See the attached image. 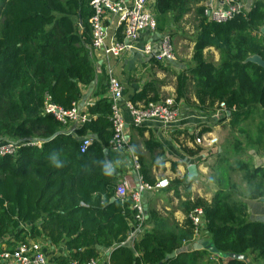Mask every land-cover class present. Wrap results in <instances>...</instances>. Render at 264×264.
Returning a JSON list of instances; mask_svg holds the SVG:
<instances>
[{
	"label": "trees",
	"instance_id": "obj_1",
	"mask_svg": "<svg viewBox=\"0 0 264 264\" xmlns=\"http://www.w3.org/2000/svg\"><path fill=\"white\" fill-rule=\"evenodd\" d=\"M152 1L149 8L160 35L165 17L180 31L184 19L195 13L192 65L175 72L164 64L167 61L143 54L151 66L150 78L129 98L133 107L147 108L162 101L166 98L162 88L173 83L175 106L184 103L199 111L226 112L234 127L250 113L264 109V68L245 62L254 54L264 60V35L260 32L264 0H256L248 11L241 8L224 22L206 17L207 0ZM90 2L0 0V138L43 140L61 132L42 142L40 148L21 145L15 155L0 157V238L12 234L16 242L27 237H46L53 245L64 241L70 252L57 256L53 264L95 260L99 247L112 249L110 264H203L205 251L182 252L163 261L165 255L193 239L195 227L189 215L200 208L204 230L219 251V259L230 253H249L255 261H264V223L246 218L244 204L225 189L229 181L222 183L221 178L210 201L199 197L183 201L187 216L179 227L150 210L152 229L133 249L123 244L130 222L135 223V211L128 200L115 197L117 178L112 164L118 153L109 143L114 130L105 67L99 87L104 97L87 107L90 117L74 128L75 137L43 112L46 97L69 110L81 97V89L95 79L97 63L89 22L94 10ZM114 37L122 41V26L116 28ZM208 47L218 51V63L205 58ZM154 72L165 77L157 78ZM130 130L142 138V148L132 137L128 141L138 159L141 179L153 185L156 179L150 164L162 165L163 161L157 160L163 153L162 145L152 136L143 138L149 132L145 127L131 124ZM199 136L200 132L190 140ZM82 137L91 138L84 152L80 151ZM220 162L226 160L220 158ZM237 168L244 172L249 198L264 197V168L244 163ZM228 169L232 167L228 165ZM183 186L187 189L177 178L169 185L175 193ZM25 223L34 225L26 230L21 227ZM225 264L252 263L229 259Z\"/></svg>",
	"mask_w": 264,
	"mask_h": 264
},
{
	"label": "crops",
	"instance_id": "obj_2",
	"mask_svg": "<svg viewBox=\"0 0 264 264\" xmlns=\"http://www.w3.org/2000/svg\"><path fill=\"white\" fill-rule=\"evenodd\" d=\"M125 1L128 2L130 0ZM255 1L240 0L242 9L245 11L250 10ZM208 4H211L214 9H224L227 6L225 0H207L206 5ZM150 5H153V1H151ZM115 21L116 18L112 16H109L105 21L107 34L110 37L114 36L117 28ZM261 29L260 32L264 35ZM162 34L171 35V39L177 50L174 59L164 64L170 66L175 72L192 65L193 37L185 38L181 36L180 31L172 24L170 17H165V29ZM158 36L160 34L156 33L154 36L156 38L151 40V35L145 32L141 34L140 39L136 42L135 50L124 53L120 57L110 59L109 62L113 66L116 76L124 86V96L121 101L122 106L124 105V101H128L131 95L140 90L144 82L150 78L151 66L147 63L148 58L141 51L149 40H151L150 42L157 49ZM181 46H184L186 49L184 55H180ZM93 55L97 63L95 79L81 89V97L76 101L78 110L81 113L87 114V107L99 98L104 97L102 93H99V87L103 78V68L106 67V61L100 52H94ZM204 55L206 59L209 57L210 61L215 64L219 61V53L213 47L206 48ZM154 73L157 78L163 79L165 77L161 72ZM130 79H134V81L130 82ZM173 93V83L162 88V94L165 97H172ZM178 108L179 117L173 125L164 126L159 121L149 120L140 125V127H145L149 131L144 133L143 138L148 139L149 136H152L155 141L162 145L163 153L157 158L158 161H163L162 165L156 166V164L151 165L149 163L154 178L158 180L167 177L170 181L175 178L182 179L187 189L184 186L178 187L175 193L173 188L167 187L158 191H146L143 193L144 229L142 233H139L135 230L136 227L133 222H130V230L126 241L123 243L130 249L134 248V243L146 231L152 229L153 225L149 220L150 210L157 211L161 214V217L168 219L169 223H174V226L179 227L187 216L183 210V201H187L188 199L193 200L196 197L210 201L214 193L219 189L218 178H221L222 183L224 181L227 182V180L229 181L230 186H226L225 189L231 192L233 198L244 204L248 220L264 223V197L249 198L248 185L243 178L244 172L237 168L239 163H244L252 168H264V109L255 110L242 118L238 126L234 127L230 124V119L226 112L199 111L184 103H180ZM122 117L125 123V136L128 137V141L132 137L133 141L142 148V138L134 130H130V125L132 124L131 117L123 107ZM249 124L250 126H247ZM74 128V123L69 122L64 126V131L75 137ZM176 132L179 134L175 135ZM198 132L201 133V137L216 138L217 144L208 147L196 143L195 138L190 140V136H194ZM128 141L127 145L118 152V157L112 164V171L117 178V183L122 179H128L131 183L137 182L136 171L133 165L134 153ZM41 143L37 145L38 148L41 147ZM220 158L226 160V162H220ZM145 163L148 165L147 160H145ZM190 163L194 164L197 170L196 175L191 178H189L187 170ZM228 165L232 169H228ZM115 197H117L116 194ZM31 225H34V223H25L21 227L27 230ZM204 227L205 220H203V225L198 232L194 230L195 235L193 239L188 243H183L180 248L175 250V252L181 250L176 255L182 252L205 251L206 255L202 260L203 264H225L230 259L228 255L219 259V255L207 250L206 244L210 243L211 246L213 244L210 235L204 230ZM14 239L12 234L1 237L0 252L9 250L12 246L14 247L16 243ZM26 240L40 245L41 250L47 256L48 264H53V260L57 256H66L70 252V249L65 246L64 241L58 245H53L46 237L34 239L27 237ZM199 244L201 245L200 248H198ZM98 250L99 256L95 259L97 261L96 264H110L109 256L112 249L99 247ZM243 255L245 256L244 259L252 264H264V261H255L249 253ZM0 264H6V262L0 260Z\"/></svg>",
	"mask_w": 264,
	"mask_h": 264
},
{
	"label": "built area",
	"instance_id": "obj_3",
	"mask_svg": "<svg viewBox=\"0 0 264 264\" xmlns=\"http://www.w3.org/2000/svg\"><path fill=\"white\" fill-rule=\"evenodd\" d=\"M152 0H91L90 5L94 10L93 16L89 22L92 28V50L100 52L106 61L105 70L108 75V95L111 100V121L114 130L113 137L110 140V148L118 153L127 145L125 140V123L122 117V107L125 108L130 117L131 122L135 126H140L146 121L156 120L164 126H170L177 122L179 117V108L175 106L172 97H166L162 101L149 104L147 108H135L129 101L123 99V84L115 76L113 66L110 59L120 57L122 54L132 52L136 49V42L140 39L141 34L147 32L151 35V40L155 39L156 22L149 3ZM226 7L224 9H214L211 4L206 5L205 15L208 19L216 22H224L239 11L241 7L240 0H225ZM109 16L116 18L117 27L123 28V39L117 41L115 37L107 34L105 21ZM158 48L156 49L151 40H149L142 48L141 53L147 56H153L158 61H172L174 59L173 44L167 34L160 35ZM221 107L224 105L221 104ZM45 114H51L56 120L63 125L71 122L75 127L81 125L90 116L87 113H81L78 110L76 102L72 103L69 110H64L58 105L52 103L49 97H46L43 106ZM80 151L84 152L91 143V138L82 137L80 139ZM195 142L199 145L211 147L217 144V139L213 137H196ZM21 145H40L39 140L22 138L19 140L8 137L0 139V157L6 155H15ZM134 169L136 171V183H131L128 179H122L116 185L115 194L122 200L130 202V209L135 211L134 225L136 231L143 232L144 229V206L142 203V195L146 191H158L169 187V178H161L156 180L153 185L144 183L139 174V163L134 156ZM195 231L198 232L203 225V212L197 208L189 215ZM0 260L12 264H48L47 256L41 250L38 243L24 240L17 241L13 249L3 250L0 252ZM96 260L88 262L71 261L70 264H96Z\"/></svg>",
	"mask_w": 264,
	"mask_h": 264
},
{
	"label": "water",
	"instance_id": "obj_4",
	"mask_svg": "<svg viewBox=\"0 0 264 264\" xmlns=\"http://www.w3.org/2000/svg\"><path fill=\"white\" fill-rule=\"evenodd\" d=\"M261 31L264 33V27H262ZM245 62L255 63V64H257V65H259V66L264 68V60L257 54L250 55L249 57H247L245 59ZM60 133L61 132L58 131L57 133H55L51 137H48L46 139L39 140V141L40 142L50 141L51 139H53L56 135H58ZM34 140H36V139H34ZM125 140L128 141V137L127 136H125ZM187 170H188V173H189V178H191L192 176H195L196 173H197L196 166L194 164H192V163H190L188 165ZM206 245H207L206 248H207L208 251H210L213 254L219 255V251L215 247L211 246L210 243H207ZM200 247H201V245L199 244L198 248H200ZM178 252H181V250L176 251V252L174 251L172 253L167 254L165 256V258H164V261L168 260L171 257H174ZM228 258H230V259H244L245 256L243 254L230 253V254H228Z\"/></svg>",
	"mask_w": 264,
	"mask_h": 264
},
{
	"label": "rangeland",
	"instance_id": "obj_5",
	"mask_svg": "<svg viewBox=\"0 0 264 264\" xmlns=\"http://www.w3.org/2000/svg\"><path fill=\"white\" fill-rule=\"evenodd\" d=\"M195 25H196V16H195V13L192 12L181 23V27H183L180 30L181 36H183L185 38L192 37L193 36L194 29H195ZM171 41H172V39H171ZM173 48H174L173 53L175 55L177 50H176V47L174 46V44H173ZM180 50H181V54L180 55H184L185 50H186L185 47L184 46H181ZM207 59L210 60L209 57H207ZM247 126H250V124L247 125Z\"/></svg>",
	"mask_w": 264,
	"mask_h": 264
}]
</instances>
